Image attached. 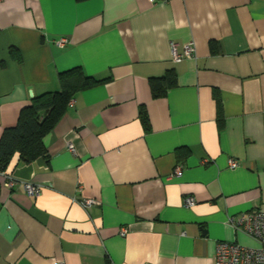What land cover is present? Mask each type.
<instances>
[{"label":"crops","instance_id":"0c3cea01","mask_svg":"<svg viewBox=\"0 0 264 264\" xmlns=\"http://www.w3.org/2000/svg\"><path fill=\"white\" fill-rule=\"evenodd\" d=\"M75 66L106 80L74 95L47 157L14 155L11 187L0 172V264H214L217 241L255 244L229 218L264 211V0H0V133Z\"/></svg>","mask_w":264,"mask_h":264},{"label":"trees","instance_id":"16d2710c","mask_svg":"<svg viewBox=\"0 0 264 264\" xmlns=\"http://www.w3.org/2000/svg\"><path fill=\"white\" fill-rule=\"evenodd\" d=\"M210 47L213 52L216 51L215 45H210ZM10 53L16 59L19 58L13 48L10 49ZM57 79L58 90L33 96L30 102L20 109L16 123L3 128L1 131L0 172L6 173L14 155H17L18 162L22 163H30L38 157H47L43 137L52 130L65 113L74 95L80 90L90 88L106 80L96 79L85 74L80 66L58 72ZM149 85L152 97L163 96L169 88L176 85L174 71L168 69L164 75L150 78ZM139 119L143 128L146 131L149 130V120L143 106L139 110ZM217 119L219 123L222 121L220 111Z\"/></svg>","mask_w":264,"mask_h":264},{"label":"built area","instance_id":"2783aa9c","mask_svg":"<svg viewBox=\"0 0 264 264\" xmlns=\"http://www.w3.org/2000/svg\"><path fill=\"white\" fill-rule=\"evenodd\" d=\"M156 1V0H151ZM66 38L61 37L55 40L59 46L66 43ZM178 43L170 41V54L174 62H179L185 58H191L195 54V48L192 42L182 44L181 50L178 49ZM67 149L71 153H75V146L71 140L67 141ZM238 162L234 159H229V167L236 168ZM181 172L180 165L174 169V174L179 175ZM5 181L3 183L6 187H11L15 179L13 176L1 172ZM24 189L27 194L32 196H39L41 192V185L31 182H23ZM195 198L192 195H186L183 199V205L191 207L195 204ZM83 208H87L94 203L95 199L84 198L79 201ZM230 225L239 232H242L255 241L254 245H244L237 242L220 240L215 245L214 264H264V211H249L240 213L229 218ZM127 233L125 227L119 229V235L124 236Z\"/></svg>","mask_w":264,"mask_h":264}]
</instances>
